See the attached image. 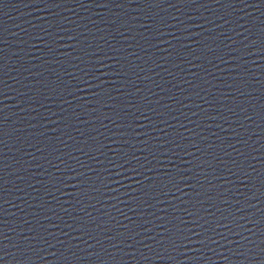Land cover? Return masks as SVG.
Masks as SVG:
<instances>
[{
	"label": "water",
	"instance_id": "95a60500",
	"mask_svg": "<svg viewBox=\"0 0 264 264\" xmlns=\"http://www.w3.org/2000/svg\"><path fill=\"white\" fill-rule=\"evenodd\" d=\"M0 264H264V0H0Z\"/></svg>",
	"mask_w": 264,
	"mask_h": 264
}]
</instances>
